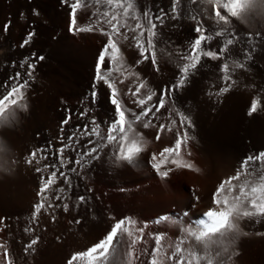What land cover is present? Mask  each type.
I'll return each mask as SVG.
<instances>
[{
  "label": "bare ground",
  "instance_id": "obj_1",
  "mask_svg": "<svg viewBox=\"0 0 264 264\" xmlns=\"http://www.w3.org/2000/svg\"><path fill=\"white\" fill-rule=\"evenodd\" d=\"M128 2L133 4V8L129 9V12L138 17H142L146 8L150 7L156 11L158 8L168 9L171 6V0H128ZM248 2L250 3L249 0ZM255 2L256 0H251V3L245 8V16H243L247 17L246 20L250 22L260 24L262 31L257 29L255 32L250 31L251 33L259 32L264 35V6H254ZM84 5L89 6L93 12H100L97 13L99 15L105 12L111 14L122 12V9L116 7V0H112L111 3L109 0H90V2L84 0ZM210 8L206 0H195L194 3L191 0H181L180 18L177 20L167 19L164 27L157 29L158 32H161V39L157 40V58L161 71H155L151 61L147 60L150 73L148 85L144 89L148 93L147 95L153 91L158 93L162 86L174 83L179 76L177 63H183V61L173 55L169 51V47L165 45L171 42L179 49L187 48L196 35L193 31L196 21L191 18L193 15L197 16L209 31L214 32L221 28H227L229 32H236L239 37L246 38L249 33L247 30L249 27L246 26L250 24L246 25L240 19L233 21L229 18L231 16H228L227 10H224V14L230 19L228 24L223 21L217 24L215 20L209 18V13L212 12ZM33 9H37L41 13L39 16L43 15L44 17L41 16V20L39 18L36 20V15L33 19L31 17ZM69 10L70 8L67 6L61 5V0H0V82L5 81L10 74L16 71H23L20 68V62L25 57H31L33 53L45 57L35 69V78L30 80L25 98L17 100V103L12 106H7L6 114L11 113L12 115L7 121L0 123V199L5 205L8 216L16 217L19 223L13 229L18 264H62V261L70 253L63 246L65 241L64 244L53 249L54 243H58L60 237L68 236L70 243L83 240L84 237L93 240L101 233L102 229H105L107 224L106 216L94 203L75 173H68L72 180L71 189L57 173L55 182L46 193L53 207L49 208L46 204V210L41 209L33 220L34 205L40 202V197L37 195L42 186L40 177L48 179L49 173L55 170L49 167L47 172L37 173L35 169L57 160L56 150L64 146L63 141L68 128L73 127L77 122L79 125H84L83 121L86 116L81 118L79 113L88 107L84 105V98L90 92L95 75L97 52L81 47L72 36L68 35L69 32L67 33L65 29ZM43 18L47 22H43ZM9 20L13 25L5 32L4 25ZM127 21L133 26L136 23V20L132 19ZM253 22L252 25H254ZM33 27L37 35L32 43L23 48L20 47L21 42ZM128 35L130 38H128L129 43L127 42L129 44L127 51L130 50L131 56L139 52V49L133 39L136 33L130 31ZM222 39L223 37H216L206 47H215L218 50L219 41ZM244 42L242 39L241 44L232 46L234 58H241ZM254 44L256 51L253 53L252 60L247 61L249 70L235 67L234 59L229 61L232 65L231 72L235 83L228 92H221L218 95L216 93L208 94L211 85L215 84L212 92L224 86L219 79L220 64L224 61H213L210 58L202 57L201 65L189 77L186 86L171 98L177 112L180 111L190 119L191 126H184V128L203 154L202 159H205V164L216 167L215 178L218 174L227 179L235 176L237 169L246 158L264 153V43L254 41ZM251 46L248 45V47ZM161 47H164L163 51H160ZM34 62V60H29V63ZM26 67L27 65H25ZM105 86L103 83L100 84V104L94 107L108 120L113 115V108L108 102ZM145 92L144 96H147ZM157 98L153 97L149 101L146 97L144 108L154 105ZM254 99H259L260 104L257 107V112L249 115L250 103ZM21 104L26 107H19ZM139 108L138 111H143L141 107ZM66 109L71 110L72 116L78 118L76 123L70 121L67 125H61V121L69 114ZM134 120L132 121L134 122ZM132 125L135 124L132 123ZM41 146L46 149L45 154L48 159L41 160L39 165L35 161L32 164L27 163L30 153ZM187 156L190 157L188 154ZM189 162L194 164V160ZM198 162L199 167L196 168V172L201 171L204 167L200 170L201 165ZM117 164H115V168L118 166L115 175L119 177L121 169ZM191 164H189L188 170H193L187 172L192 173L195 172V164L194 166ZM73 166L69 163L67 168H61L60 171L67 173L68 168ZM252 168L254 172L251 176H241L240 180L233 181V184H240L247 180L257 187V192L251 195L259 199L264 197V188L258 180V176L264 174V160L258 161ZM89 169L93 171L92 168ZM200 173L193 179L201 185L204 193L210 192L214 185H208L207 178L203 176L202 178ZM61 187L65 189L64 193L56 191ZM237 191L238 189H233L229 199ZM58 194L61 196V200L55 199ZM165 195L166 193H164ZM78 196H84L87 203L77 207L76 198ZM63 203L68 204L67 211L64 210ZM167 204L165 207L170 205ZM209 204L210 202H208ZM66 213H69L71 218V223L67 226L64 223ZM258 219L259 222H257ZM77 220L80 222L76 223ZM115 221L114 219L110 222V227ZM235 222L244 234L241 238L237 241H223L212 237L214 240L208 241L211 243L209 247L212 249L237 247L238 251L235 249L234 253H224L225 257L231 261H228L227 264H264V218H236ZM26 228H30L32 231L26 232ZM37 236L39 241L33 246L35 250L29 249L25 252L26 245ZM150 240H148L149 243ZM206 252L208 253V251ZM210 253L214 254L211 251ZM213 259V263H216ZM220 260L223 259L220 258Z\"/></svg>",
  "mask_w": 264,
  "mask_h": 264
},
{
  "label": "rangeland",
  "instance_id": "obj_2",
  "mask_svg": "<svg viewBox=\"0 0 264 264\" xmlns=\"http://www.w3.org/2000/svg\"><path fill=\"white\" fill-rule=\"evenodd\" d=\"M249 1L251 3V0ZM240 3L243 6V10H238L239 14L237 16H231L229 18L233 19V21L240 19L241 21H244L246 25L250 24L246 26L250 28L247 29L249 32H255L257 29L262 31L260 29V24L257 25L252 21L254 23V25H252V22L246 20L247 17H244L245 8L250 4L248 0H240ZM210 7L213 11L214 6L210 5ZM90 9L89 6L84 5L77 10L78 26L88 24L91 15L93 18L94 14L99 15L97 13L100 12L96 13ZM222 10V14H224V10L226 11L227 9ZM39 14L41 13L39 12ZM112 15L113 14L111 13H107L105 19H110ZM35 16L36 15L32 13L31 17L33 19ZM41 16L44 17L43 15ZM41 16L37 15L36 20H38L37 18L41 20ZM228 16H230V13H228ZM118 20L120 23H124L123 16H118ZM42 21L47 22L45 21V18H43ZM69 23L70 18L68 13L65 21V29L67 30V33L69 32L68 35L72 36L81 47L93 49L98 54L106 45L108 36L105 35V32L110 31V26L106 23L94 25L93 31L76 34L69 31ZM127 23L129 24L128 21ZM11 25H13L12 22ZM120 32L126 33L128 38H130V35H128L130 34V31L126 28L121 27ZM113 39L118 45L119 52L116 54L118 56L117 61L114 63L116 65H112V75L110 80L114 83V87L118 91L117 98L120 100L122 108L126 110L125 128L128 130L129 121L135 119L132 116V112H140L138 111L140 106H138L136 101L139 99L145 100L148 96V93L145 92L144 89H146V85H148L147 82L150 73L147 60L139 64L137 63L138 60H142L139 52L130 56V50L129 52L127 51L129 49L127 46L129 45L127 44V42L129 43V39H124L123 36H117L115 34H113ZM107 65L108 60L106 59L105 67H107ZM119 65L120 67H118ZM140 83H144L145 87L140 89L137 96H133L131 92H135ZM105 87L109 94L110 90L107 86ZM144 92L147 96H144ZM213 93H216V91ZM86 101L87 100H85L84 105L88 106L87 108L94 107L89 100ZM12 105L13 104L8 103V106ZM177 113L176 107L171 99H166L158 113H156L153 108V111L149 112L148 116L142 117L140 121H136V123H134L135 120L134 122L132 121L135 125H132L133 128L131 127L132 130L128 131V135L137 139V147L140 149L139 153L134 156L132 163L127 161L112 163L115 148L113 144H107L104 147L105 149H102L100 155L101 159L93 161L90 165L89 168H92L93 171L89 168L81 171L78 165H74L77 168V172L80 173V175L77 176L83 183L86 191L106 216L107 224L105 225V229H102L101 233H99L95 237L96 239L94 238L93 240L84 237L85 239L83 240L80 239L70 243L68 236L66 237V235H63L60 237L58 239L59 244L54 243L53 249L60 244H64L65 241L63 246L70 253L69 256L62 261V264H67L68 259L73 254L85 253L90 250L93 245L102 241L108 234L110 228L114 225L113 224L110 227V222L114 219L117 221L125 218H130L131 223H129L127 219L125 220V227H127L128 230L123 232L122 236L119 237L121 243L118 246L114 245L109 249V253L107 254V264H153V261L154 264H176L179 255L174 256V253L178 247L182 250L180 255L184 256L186 264L190 257H197L192 259V264H208L209 260H211L212 264L213 258H215L213 260L216 262L213 264H227L229 260L225 257L224 253L230 254L238 251L236 249L237 247L212 249L209 247L211 243H208L209 240L212 242L214 239L237 241L241 238L244 234L242 230L240 231L239 227H237L238 225L235 222V216L230 219V222L235 225V228L232 231L225 232L222 236L216 234L212 236L214 239H212V237L211 239L205 238L203 241L198 242L190 235V229L200 226V222L205 219L204 214L209 209L219 210L213 203L212 193L215 192L219 184L222 181L227 180V178L223 175L220 176L219 174L217 178H215L216 167L207 166L205 164V159H202V157H204L203 154L192 141L184 126L181 125L180 117H178ZM90 115L95 116L98 123L107 120L97 109H95L94 112L92 111ZM77 119L78 118L72 116L70 121L76 123ZM150 119L151 122L149 123V127H143L142 125ZM173 119L176 121L175 124L172 123ZM78 123L79 122L74 125L75 127L68 128L65 140L63 141L64 144L68 142V137L76 135L74 129H79L81 126ZM88 123L89 117L86 116L83 124L85 125ZM160 125H165V127L161 129L159 127ZM101 132L105 135L107 134L106 126L101 127ZM157 134L160 136L159 140L156 139ZM178 136L181 137V148L178 150V154L177 151H174L172 154L165 153L164 157H161L160 154L165 148L174 146ZM89 139H91V137L80 136L79 143L73 140L71 146L66 147L63 155H66L65 157H71L73 160L76 159L77 151L74 149H78L80 144H86ZM125 154H127L126 150ZM153 154L157 156L155 161L152 160ZM187 154L190 155V157L191 155L196 156L194 158L192 156L191 160ZM89 159H91V157H89ZM173 160L175 163H172ZM193 160V163L195 164V172L197 171L196 168L198 169L199 167V164L197 165L198 161L201 165L200 170L204 166L201 171L198 170L199 172L196 173L194 171L192 173L187 172L193 170L192 168V170H188L189 164H191L189 161ZM115 164L120 165L121 173L119 172V177L115 175L118 167L115 168ZM153 164H159V172L153 168ZM194 164L191 165L194 166ZM121 166L124 167L122 168ZM164 172L168 173L167 176L162 175ZM200 172L203 173L201 174ZM199 173L201 174V177L203 176L207 178L208 185H214L210 192L204 193L201 185L193 179L194 176H199ZM225 187L227 188V186ZM89 189H91V191H89ZM164 193L168 195L164 196ZM196 197H198V199H196ZM208 202H210L209 205ZM166 203L170 205L167 204L168 207H165ZM185 212H187L188 215H184ZM68 214L69 213H66L64 215V223L66 226L71 223L70 214ZM163 216H167L168 219L160 220L159 218ZM17 224H19L17 218H11L10 215L8 216L5 210V205L0 199V244L4 245V248H0V264H6V259L4 257L5 248L8 251V260L11 261V264H18L16 261L17 256L15 254L16 249L13 236V229ZM157 236L160 238L159 245H157ZM148 240H150V243ZM204 242L206 245L203 244ZM154 249L156 250L155 252L153 251ZM217 250L219 255L216 254ZM206 251H208V253ZM210 251L214 254H211ZM206 253L208 255L210 253V255L208 256ZM94 256L88 257L85 255L80 260L79 264H101L100 260L94 258ZM218 257L223 260H220V258L218 259Z\"/></svg>",
  "mask_w": 264,
  "mask_h": 264
},
{
  "label": "snow or ice",
  "instance_id": "obj_3",
  "mask_svg": "<svg viewBox=\"0 0 264 264\" xmlns=\"http://www.w3.org/2000/svg\"><path fill=\"white\" fill-rule=\"evenodd\" d=\"M109 2L111 3L112 0H109ZM191 2L194 3L195 0H191ZM206 3L214 6V10L209 13V18L215 20L217 24H219L221 21H223L225 24H228L229 22L228 16L226 14H222V9H227V12L230 13V16L232 17L237 16L239 11L243 10L240 0H206ZM61 5L70 8L69 31L73 34L93 31L94 25L100 23H106L110 26V31L105 32V35L108 36L107 43L97 54L93 85L89 94H87L84 99L89 100L93 106L100 104V84L103 83L110 90L108 94V102L112 105L113 115L110 119L106 121H100L98 123L97 118L93 115H90V113L94 111V107L85 108L79 113V116L81 118L88 116L89 123L81 125L79 129H74V133H76V135L68 137V142L65 143L63 147L56 150V161L52 162L51 164H45L42 168L37 167L35 169L37 173L47 172L49 167H52L55 170L49 173L48 179H45L43 176L40 177L42 186L37 193V195L40 197V202L34 205L33 220H35V216L40 213L41 209H45L46 204L49 208L53 207L51 201L49 200V196L46 193L48 192L49 187L55 182L57 173H59L60 177L63 178L64 183L69 189L72 187V180L68 173H75L78 176L80 175V173L77 172V168L75 166L68 168L67 173L60 171L61 168H67L69 163L78 165L80 170L83 171L84 169L88 168L89 165L93 163V161L100 159L102 149L107 144H113L115 148L113 163L118 161H127L129 163L133 162L134 156L140 151V149L137 147L138 141L136 138L130 137L128 135V131H130L132 127V121L129 122L128 130H126V110L122 108L121 102L117 98L118 91L114 87V83L110 80L112 75V65L117 61L118 56L116 54L119 52L118 45L113 39V34L117 36H123L124 39H128L126 33L120 32L121 27L136 33L133 39L135 40L136 47L139 49L140 56L142 57V60H138L137 63L139 64L145 60H150L155 71L160 72L161 68L157 58V40L161 39V32H158L157 29H162L167 19H179L181 10V0H171V6L168 9L158 8V10L153 11L149 7L143 11L142 17H138L137 15L129 12V9L133 8L132 3H129L128 0H116V7L122 9V12L114 13L110 19H105L107 12L103 13L102 15L94 14V18H89L88 24L78 26L77 10L84 6V0H61ZM254 6H264V0H256ZM32 11L34 15H39L37 9H33ZM118 16H123L124 23L119 22ZM191 18L196 21L195 27L193 28V31L196 35L194 40L190 42L187 48L179 49L172 45L171 42L165 45L169 47V51L173 55H176L180 61H183V63H177L180 72L179 76L174 83L165 84L162 86L158 93L153 91L147 96V100L149 101H151L153 97H158L154 105H150L145 109L144 105L146 101L144 99H139L136 101L138 106H140L143 111L140 113L132 112V116L135 118V121H140L142 117L148 116L149 112L153 111V108L155 109V112L158 113L161 107L164 105L166 99H171L178 91L182 90L186 86L189 77L201 65L202 57L210 58L213 61H224L222 64H220L219 68V79L223 82L224 86L217 89L216 94L218 95L221 92H228L231 89L233 83H235L231 72L232 65L229 63V61H233L234 59L235 67L249 70L247 68V61L252 60L253 53L256 51L254 41L258 43H264V35H261L259 32H249L246 38H241L236 32H229L227 28H221L214 32L209 31L205 28V25L197 18V16L193 15ZM128 19L136 20L135 25L133 26L128 24ZM10 26L11 21L9 20L4 25V31L7 32ZM145 33H147V35H145ZM36 35L37 32L35 28H31V30L21 42L20 47L23 48L32 43ZM216 37H223V39L219 41L218 50L215 47H206V45L210 44ZM242 39H244L245 42L242 46L241 58L237 59L233 57L232 46L241 44ZM248 45L252 46L248 47ZM163 48L164 47H161L160 51H163ZM30 59L34 60L35 62L29 63ZM44 59L45 57L43 55H37L36 53H33L31 57H25L24 60L20 62V68L23 69V71H16L10 74L5 81L0 82V123L7 121L12 115L11 113L6 114L8 103L16 104L17 100H23L25 98V92L30 86L29 82L35 78V69L37 65ZM106 59L108 60L107 67H105ZM25 65H27L26 68ZM144 87L145 84L140 83L135 92H131V90L130 92L133 96H137L140 89ZM214 87L215 84L210 86V91L208 93L209 95L213 94L212 89ZM259 104V99H254L251 101L249 115L255 114L257 112V107ZM19 107H26V105L21 104ZM66 111H68L69 114L61 121V125L68 124L72 118L71 110L66 109ZM177 114L180 117L181 125L185 127L191 126V121L187 116H185L180 111H178ZM150 122L151 119L148 122H145L143 126L145 128L149 127ZM172 123L175 124L176 121L173 119ZM102 126H106V135L101 132ZM159 127L163 129L165 125H160ZM80 136L91 137V139H89L86 144H80L78 149H74L77 151L76 159H66L63 155L65 148L70 147L73 140L79 143ZM156 139H160L159 134H157ZM180 148L181 137L178 136L174 146L165 148L160 155L161 157H164L165 153L172 154L174 151H177L178 154V150ZM125 150L127 151V154H125ZM45 153L46 149L43 146L34 149L30 153L27 163L32 164L33 161H35V163L39 165L41 160L48 159V156ZM89 157H91V159H89ZM156 159L157 156L153 154L152 160L155 161ZM262 160H264V153L258 154L254 157L246 158V160L242 162L240 167L237 169L235 176H232L219 184L216 191L212 193L213 203L219 210L209 209L204 214L205 219L200 222V226L190 229V235L194 237L196 241H202L205 238L210 239L216 234H220L222 236L225 234V232L232 231L235 228V225L230 222V219L233 216L236 218H264V197L258 199L254 195H251L257 192V187L250 184L247 180L240 184H233V181L240 180L241 176H251L254 172L252 166L257 164L258 161ZM172 163H175V161L173 160ZM152 166L159 172V164H153ZM167 174V172L162 173L164 176H167ZM258 180L260 181L262 188H264V174H260L258 176ZM226 185L227 188L225 187ZM233 189H238V191L235 195L231 196V199H229ZM56 191L58 193H64L65 189L61 187ZM89 191H91V189H89ZM55 199L61 200V196L58 194L56 195ZM196 199H198V197H196ZM76 200L77 207H79L80 204L87 203V200L84 196H78ZM56 206L58 207L59 205ZM62 206L65 211L68 210L67 203H63ZM184 215H188V213L185 212ZM53 219H55V217H53ZM126 219L129 221V223H131L130 218L117 220L102 241L93 245L91 249L85 253L73 254L68 259L67 264H79L80 260L85 255L88 257H93L94 254V258L100 260L101 264H107V254L109 253V249L114 245L118 246L121 243L119 237L122 236L123 232L128 230L127 227H125ZM159 219L166 220L168 217L163 216ZM79 222V220L76 221V223ZM257 222H259V219ZM25 231H32V229L26 228ZM156 239L157 245H159V236H157ZM38 241V236L32 239L26 245L25 252H27L29 249L34 251L35 249L33 246L36 245ZM0 248H4V245L0 244ZM153 251L155 252L156 250L154 249ZM181 252L182 250L178 247L174 253V256L179 255V259L177 260L176 264H186L184 256L180 255ZM216 254L219 255L218 252ZM8 256V251L5 248L4 257L6 259V264H11V261L8 260ZM194 258L197 257H190L187 261V264H192V259ZM208 264H211V260L208 261Z\"/></svg>",
  "mask_w": 264,
  "mask_h": 264
}]
</instances>
